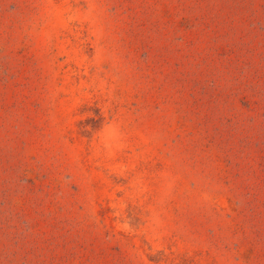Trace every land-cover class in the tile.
I'll list each match as a JSON object with an SVG mask.
<instances>
[{
	"label": "rangeland",
	"instance_id": "1",
	"mask_svg": "<svg viewBox=\"0 0 264 264\" xmlns=\"http://www.w3.org/2000/svg\"><path fill=\"white\" fill-rule=\"evenodd\" d=\"M0 264H264V0H0Z\"/></svg>",
	"mask_w": 264,
	"mask_h": 264
}]
</instances>
